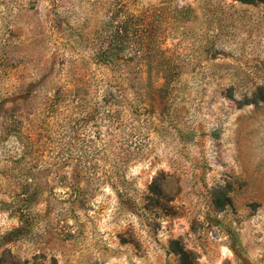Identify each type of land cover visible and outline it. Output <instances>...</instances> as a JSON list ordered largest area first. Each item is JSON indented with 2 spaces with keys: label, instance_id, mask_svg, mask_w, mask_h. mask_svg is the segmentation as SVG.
<instances>
[{
  "label": "rangeland",
  "instance_id": "374dc122",
  "mask_svg": "<svg viewBox=\"0 0 264 264\" xmlns=\"http://www.w3.org/2000/svg\"><path fill=\"white\" fill-rule=\"evenodd\" d=\"M0 264H264V0H0Z\"/></svg>",
  "mask_w": 264,
  "mask_h": 264
},
{
  "label": "trees",
  "instance_id": "16d2710c",
  "mask_svg": "<svg viewBox=\"0 0 264 264\" xmlns=\"http://www.w3.org/2000/svg\"><path fill=\"white\" fill-rule=\"evenodd\" d=\"M243 1L249 2V0ZM134 26L133 17H127L118 26L114 27V38L108 42L107 46L104 47L100 44V47L96 50V56L99 63L106 65L107 63L114 61L115 51H117L118 47H121L124 44V41L122 40L126 37H128L129 40H132L135 47L137 46V52L141 51L142 53H145L147 49H149L152 37L147 35L145 38L141 39V36L136 34V32H133ZM119 77L114 78V87L112 88L111 86L109 89L101 93L100 99L95 102V117L98 118L100 113H102L104 115V121L108 126L115 125L122 108H130V103L124 96V90L118 87L120 86ZM124 80L128 83H133L135 77H124ZM182 254L185 255L183 252Z\"/></svg>",
  "mask_w": 264,
  "mask_h": 264
}]
</instances>
